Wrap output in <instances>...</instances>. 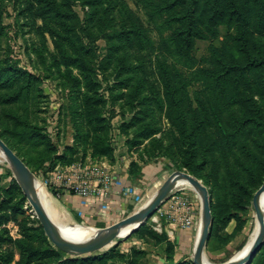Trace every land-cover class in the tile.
<instances>
[{
	"label": "rangeland",
	"instance_id": "374dc122",
	"mask_svg": "<svg viewBox=\"0 0 264 264\" xmlns=\"http://www.w3.org/2000/svg\"><path fill=\"white\" fill-rule=\"evenodd\" d=\"M137 2L138 0H51V6L44 4L42 7L34 0H0L3 27L0 36V63L15 65L38 78L37 85L42 97L36 105L31 106L29 120L37 123L54 148L40 164L37 153L23 145L27 149L23 153H26L27 160L30 161L27 168L38 180L40 172L51 166L50 162H54L56 166L62 165V161L104 160L110 167L114 166L116 172L125 170L126 176L134 182L140 176L133 177L129 172L141 175L146 166L166 162L167 171L161 172L157 180L144 185L143 201L137 206H128L119 218H104L85 224L69 214L74 224L82 226L83 223V226L95 231L123 223L136 207L144 205L164 180L175 172L188 174L199 181L207 190L210 206L209 187L204 185L202 178L191 174L181 165L182 160L176 151L165 117L155 65L156 60L161 59L160 55L168 58V62L172 60L162 44V39L170 32L160 33L155 25L148 23ZM53 8L65 15L58 17L60 13L57 15ZM67 13L71 16L66 17ZM62 21L68 27H62ZM138 21L149 40L143 42L142 48H138L136 43L124 45L119 42L120 39L112 37L113 32H118L120 27L128 28L130 22ZM224 34L225 30L220 28L219 42ZM209 44L208 41L196 42V59L207 57ZM118 47L119 52H114ZM63 56L70 57L73 64L65 62ZM139 65L142 71L135 69ZM86 70L91 75L90 91L88 82L83 77ZM188 90L192 97L198 87H190ZM146 126L152 127L156 133L143 139L140 132ZM12 151L16 155V150ZM19 159L26 162V158ZM13 182L19 190L13 188ZM37 186L38 189L43 188L39 182ZM179 187L192 199L196 229L202 220L200 196L189 186ZM254 194L255 192L246 209L224 227L216 221L210 207V234L203 250L206 256H203V260H208V264H224L232 256L239 258L249 250L258 232V220L252 205ZM48 195L62 208L52 195ZM39 196L42 193L37 194L38 200ZM38 203L41 205L39 201ZM259 207H264V193L260 197ZM64 210L67 212V209ZM49 215L58 223H66L60 216L54 218L52 213ZM2 216L7 221L0 219V264H61L66 260L84 258L93 259V264H163L166 260V242L156 243L149 235L144 236L147 233L139 230L142 227L151 228L159 236L165 235L167 239L171 237L164 229L168 224L161 221L160 231L156 229L154 212L125 239L99 240L92 243V247L55 245L45 234L10 163L0 151V217ZM60 236L69 240L82 238L75 237L71 232ZM168 242L173 245L171 241ZM263 248L264 242L252 264L261 263ZM35 251L37 254L33 253ZM174 254L175 249L173 260ZM178 254L181 257L177 261L193 264L192 248H180Z\"/></svg>",
	"mask_w": 264,
	"mask_h": 264
},
{
	"label": "trees",
	"instance_id": "16d2710c",
	"mask_svg": "<svg viewBox=\"0 0 264 264\" xmlns=\"http://www.w3.org/2000/svg\"><path fill=\"white\" fill-rule=\"evenodd\" d=\"M34 1L51 6V0ZM136 4L160 33L170 32L162 44L172 60L160 55L155 65L165 117L181 165L209 187L213 216L224 227L246 209L264 183V0H138ZM53 10L60 13L58 17L65 15ZM61 24L68 27L64 21ZM220 28L225 34L219 42ZM2 31L0 13V36ZM112 37L124 45L136 43L138 48L149 42L139 21L120 27ZM198 41L210 42L207 57L199 60L194 56ZM63 58L73 64L70 57ZM136 68L142 71L140 65ZM83 77L90 91L88 70ZM38 83L26 70L0 63V138L16 150L17 157L26 158V162L22 159L26 167L30 161L23 145L37 153L40 164L54 151L37 123L29 120L31 106L42 97ZM190 87H198L192 97ZM151 128H142L143 139L156 133ZM12 186L19 190L14 182ZM150 229L142 227L139 232L156 243L166 242L163 264H191L175 262L174 246ZM260 256L264 264V248ZM61 264H93V259Z\"/></svg>",
	"mask_w": 264,
	"mask_h": 264
},
{
	"label": "built area",
	"instance_id": "2783aa9c",
	"mask_svg": "<svg viewBox=\"0 0 264 264\" xmlns=\"http://www.w3.org/2000/svg\"><path fill=\"white\" fill-rule=\"evenodd\" d=\"M40 173L38 182L55 199L64 195L78 199V207L71 209L78 219H83L86 213L90 220L106 217L114 194L123 206H137L143 201V194L116 176L104 160L79 159L71 164L47 167ZM155 213L153 221L159 231L161 221L179 230H189L195 223L192 199L180 187L170 192Z\"/></svg>",
	"mask_w": 264,
	"mask_h": 264
},
{
	"label": "water",
	"instance_id": "95a60500",
	"mask_svg": "<svg viewBox=\"0 0 264 264\" xmlns=\"http://www.w3.org/2000/svg\"><path fill=\"white\" fill-rule=\"evenodd\" d=\"M0 151L6 157L10 163L14 174L21 186L28 202L42 226L47 237L57 246H89L92 247V243H95L102 239L112 240V239H125L134 233L147 219H149L152 214L159 208L163 201L167 198L171 191L179 187L178 181H185L187 186L190 187L192 191L199 194L201 199V215L203 220V225L201 231L196 238L193 246L191 259L193 264H208L206 259L202 260V256H205L203 250L207 241L209 239L210 227H211V217H210V206L207 196V190L204 188L199 181L189 176L188 174L175 172L169 175L156 193L147 201L144 205L141 213L137 218L129 225L124 226L123 223L114 225L109 228H103L96 230L91 236L83 238L80 240H69L64 239L59 234V229L48 219L46 213L42 210L38 203L36 185L38 184V179L34 174L26 167V165L10 150L6 144L0 140ZM264 193V183L255 192L252 205L256 212V217L259 222L258 232L255 237L254 242L250 246L249 250L241 257L234 258L233 256L224 264H251L254 256L257 254L258 250L261 248L264 242V207L261 209L258 204V197ZM206 257V256H205Z\"/></svg>",
	"mask_w": 264,
	"mask_h": 264
},
{
	"label": "crops",
	"instance_id": "0c3cea01",
	"mask_svg": "<svg viewBox=\"0 0 264 264\" xmlns=\"http://www.w3.org/2000/svg\"><path fill=\"white\" fill-rule=\"evenodd\" d=\"M166 162H157V164H150L149 166H146V168L142 169L141 175L139 179H137L135 182L133 180H130L126 176L125 170L116 172L114 166H111V169L113 173L116 176L122 177L124 182L126 184H129L133 186L138 193H143L144 192V185H148L151 180H157V176L161 172H166L167 170V165L165 164ZM110 165V164H109ZM159 167V168H158ZM186 184H181L179 186H185ZM187 186V185H186ZM37 194H41L40 188L38 189V186L36 187ZM45 190V189H44ZM197 195V194H196ZM198 197V196H197ZM39 199L41 201L42 206L44 207V212L47 214L52 213L54 218H58V216L62 217L64 222L66 223H60L64 225H69V226H75L78 228H90V227H85V226H79L74 224L73 220L70 218L69 214L73 215L71 212L72 207H78V199L74 196L71 195H64L61 199H55L61 206L59 207L56 202L48 195L46 192L43 194V196H39ZM147 203V202H146ZM144 203V205L146 204ZM144 205L136 207L124 220L123 225L124 226H129L135 219H132L134 216H136L138 213L140 214ZM128 206H123L119 202V198L116 194L112 195L110 198V209L108 211V214L104 218H110V220H114L122 216L123 213L126 212ZM67 209V212L64 210ZM138 214V215H139ZM89 213H86L84 218L81 219L84 221L85 224H90V222L99 220V218H92L91 220L88 217ZM103 218V219H104ZM137 218V217H136ZM60 220V219H59ZM202 222V220H200ZM200 221L198 224V227L195 229V225L189 230H179L176 229L170 225H165L164 229L168 234L171 233V237L167 239V241H171L173 243L174 249H175V254H174V261L179 260L181 256H177L179 253L180 248H192L194 243L196 241V238L198 237L202 226L200 227ZM103 241V240H101ZM107 241V240H105ZM179 255V254H178ZM178 257V258H177Z\"/></svg>",
	"mask_w": 264,
	"mask_h": 264
},
{
	"label": "bare ground",
	"instance_id": "6f19581e",
	"mask_svg": "<svg viewBox=\"0 0 264 264\" xmlns=\"http://www.w3.org/2000/svg\"><path fill=\"white\" fill-rule=\"evenodd\" d=\"M6 158V157H5ZM7 160V159H6ZM8 162V160H7ZM181 184H186L187 183L185 181H178V185H181ZM37 187V185H36ZM37 191V190H36ZM40 191L42 193V196L43 194L46 193V191L40 187ZM197 194V193H196ZM263 194V193H262ZM262 194L258 197V204H259V200H260V197L262 196ZM199 195V194H198ZM38 198V197H37ZM40 203V199L38 200ZM40 205V204H39ZM42 205V204H41ZM40 205V207H41ZM42 210L44 209V207H41ZM44 211V210H43ZM139 214V213H138ZM138 214L136 216H134L132 219H136V217L138 216ZM47 217L48 219L59 229V234L61 235H64L66 232H71L73 233V235L76 237V236H79V237H82L80 239H83V238H87L89 236H91L95 230H93L92 228H78V227H75V226H69V225H64V224H60L56 221H54V219H52V217H50L49 214H47ZM60 224V225H59ZM203 225V220L202 222L200 221V227ZM258 226H259V222H258ZM201 229V228H200ZM103 241L107 240V239H102ZM245 253V252H244ZM243 256V255H242ZM202 260H203V256H202Z\"/></svg>",
	"mask_w": 264,
	"mask_h": 264
}]
</instances>
